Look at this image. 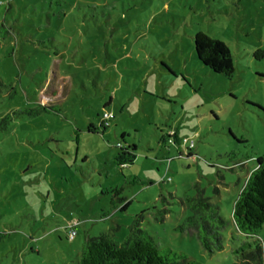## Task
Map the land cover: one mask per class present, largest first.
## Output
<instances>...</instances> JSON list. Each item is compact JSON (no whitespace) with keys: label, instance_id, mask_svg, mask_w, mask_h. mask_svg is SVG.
I'll use <instances>...</instances> for the list:
<instances>
[{"label":"rangeland","instance_id":"374dc122","mask_svg":"<svg viewBox=\"0 0 264 264\" xmlns=\"http://www.w3.org/2000/svg\"><path fill=\"white\" fill-rule=\"evenodd\" d=\"M199 31L228 47L230 78L197 60ZM38 105L52 112L25 113ZM118 143L135 146L121 168ZM263 155L264 0H0V264H77L87 237L121 241L135 219L160 249L231 264L233 203ZM194 185L221 250L177 230ZM257 238L264 264V224Z\"/></svg>","mask_w":264,"mask_h":264},{"label":"trees","instance_id":"16d2710c","mask_svg":"<svg viewBox=\"0 0 264 264\" xmlns=\"http://www.w3.org/2000/svg\"><path fill=\"white\" fill-rule=\"evenodd\" d=\"M193 49L197 60L212 73L230 78L233 74V65L228 47L217 39L211 38L203 32L193 36ZM105 104L104 106H106ZM103 106V107H104ZM105 108V107H104ZM53 107L38 105L25 110L29 116H38L52 112ZM58 111V110H57ZM57 111H55L57 113ZM59 112V111H58ZM18 112L12 113V115ZM109 113L105 109L98 114V123H89L86 131L96 133L97 128L104 132L110 126L111 116L108 121L102 120V115ZM110 114V113H109ZM10 119V114L3 116V122ZM123 138V137H122ZM168 139H175L170 135ZM170 142L169 144H171ZM116 154L117 167L121 168L135 157V146L127 145ZM190 157L191 148H187ZM255 166L249 172L238 195L233 203L231 221L232 225L246 240L233 249L234 256L231 264H262V251L257 233L264 224V155L254 159ZM195 194L192 197L183 195L177 198V204L188 213L177 227L181 233L193 232L199 245L205 251L212 253L223 249L222 231L225 221L219 214L216 203H211L210 197L204 195L196 185L193 186ZM216 192V189H214ZM129 202H125L119 209L123 211ZM167 210L161 212V220L167 215ZM68 230L73 226L68 225ZM74 232V230H73ZM69 234V233H68ZM77 264H200L189 259L181 252L169 249H160L152 233L143 229L140 221L136 219L128 226L127 235L116 241L111 233H100L98 236L87 237L80 249Z\"/></svg>","mask_w":264,"mask_h":264},{"label":"built area","instance_id":"2783aa9c","mask_svg":"<svg viewBox=\"0 0 264 264\" xmlns=\"http://www.w3.org/2000/svg\"><path fill=\"white\" fill-rule=\"evenodd\" d=\"M110 117H111V115H110L109 113H104V114L102 115V120H103L104 122H106V121L109 120ZM187 143H188V142L185 141L184 143H182V145H184V144L186 145ZM191 147H193V146H192V143H190V144L187 145V148H191ZM71 226H73V224H72ZM73 236H74V232H73V231H70L69 234H68V238H69V239H72Z\"/></svg>","mask_w":264,"mask_h":264}]
</instances>
